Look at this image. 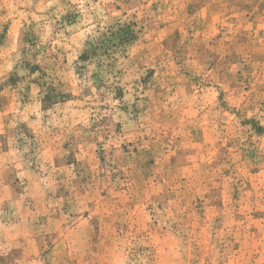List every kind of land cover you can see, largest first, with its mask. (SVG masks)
<instances>
[{
  "label": "rangeland",
  "instance_id": "obj_1",
  "mask_svg": "<svg viewBox=\"0 0 264 264\" xmlns=\"http://www.w3.org/2000/svg\"><path fill=\"white\" fill-rule=\"evenodd\" d=\"M0 264H264V0H0Z\"/></svg>",
  "mask_w": 264,
  "mask_h": 264
},
{
  "label": "trees",
  "instance_id": "obj_2",
  "mask_svg": "<svg viewBox=\"0 0 264 264\" xmlns=\"http://www.w3.org/2000/svg\"><path fill=\"white\" fill-rule=\"evenodd\" d=\"M123 27V33L120 36V41H132L134 39V31L131 29L130 25L124 24Z\"/></svg>",
  "mask_w": 264,
  "mask_h": 264
}]
</instances>
